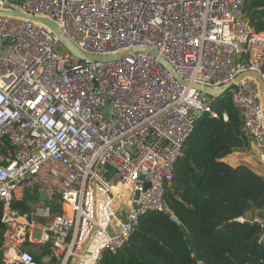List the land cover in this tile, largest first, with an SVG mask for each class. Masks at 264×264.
Returning a JSON list of instances; mask_svg holds the SVG:
<instances>
[{"label": "built area", "instance_id": "obj_1", "mask_svg": "<svg viewBox=\"0 0 264 264\" xmlns=\"http://www.w3.org/2000/svg\"><path fill=\"white\" fill-rule=\"evenodd\" d=\"M244 5L0 0L16 13L0 14V150L3 141L12 148L0 155V264H99L142 216L170 211L165 193L194 120L218 117L198 88L247 72L264 85V33ZM22 14L55 23L101 60L79 59L50 26ZM228 93L264 181L259 84L244 77ZM29 196L39 199L29 210L13 206Z\"/></svg>", "mask_w": 264, "mask_h": 264}, {"label": "trees", "instance_id": "obj_2", "mask_svg": "<svg viewBox=\"0 0 264 264\" xmlns=\"http://www.w3.org/2000/svg\"><path fill=\"white\" fill-rule=\"evenodd\" d=\"M244 12L250 25L264 33V0H245ZM210 104L218 117L205 112L194 120L165 193L170 211L142 216L124 247L115 255L105 253L99 264H264V227L246 218L257 213L264 224V181L245 165L222 161L247 151L250 137L228 91ZM11 152L3 141L0 155ZM38 200L29 196L13 206L27 211ZM238 217L246 221L236 222ZM3 231L0 221V240Z\"/></svg>", "mask_w": 264, "mask_h": 264}, {"label": "water", "instance_id": "obj_3", "mask_svg": "<svg viewBox=\"0 0 264 264\" xmlns=\"http://www.w3.org/2000/svg\"><path fill=\"white\" fill-rule=\"evenodd\" d=\"M0 14H8V15H14L16 13H12L9 11H5L3 9H0ZM22 17L28 18V19H32L35 21H41L46 23L48 26H50L57 34H59L61 41L63 43V45L76 57H78L79 59H92V60H101V58L99 57H93V56H85L83 53H81L78 49H76L73 45L70 44V42L66 39V37H64L61 34L60 29H58L57 25L47 19H43L41 17H34V16H29V15H20ZM244 77H254L258 84H259V89H260V94H261V100L264 106V85L262 84V81L259 77V75L255 72H247V73H243L238 75L233 82H229L225 85H222L216 89L213 88H198V90L200 92H202L203 94L207 95L208 97L215 99L220 97L221 95H223L225 92H227L234 84L235 81H238L239 79H242ZM0 247H1V243H0Z\"/></svg>", "mask_w": 264, "mask_h": 264}, {"label": "crops", "instance_id": "obj_4", "mask_svg": "<svg viewBox=\"0 0 264 264\" xmlns=\"http://www.w3.org/2000/svg\"><path fill=\"white\" fill-rule=\"evenodd\" d=\"M222 161L232 167H236L238 165H245L249 167L257 175L261 174L262 168L257 162L251 142H250L249 149L247 151L233 152L229 154L228 156H226L224 159H222ZM246 218H249V219L256 218L257 219L259 217L257 213H254V214L248 213L246 215Z\"/></svg>", "mask_w": 264, "mask_h": 264}]
</instances>
